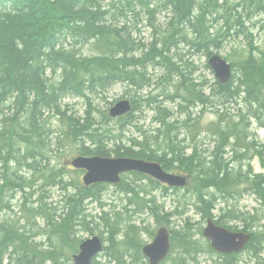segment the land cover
<instances>
[{
	"label": "trees",
	"instance_id": "trees-1",
	"mask_svg": "<svg viewBox=\"0 0 264 264\" xmlns=\"http://www.w3.org/2000/svg\"><path fill=\"white\" fill-rule=\"evenodd\" d=\"M140 14L141 22H153L155 34H152V38L148 36V43L134 36L132 26H128L132 22L131 15L137 20ZM161 16L164 21H168L165 31H161L154 21ZM165 38L173 39L169 47ZM231 40L244 43L247 49L242 60L233 62L237 64H232L231 79L226 83L206 77L199 79L195 75L197 66L194 60L188 59L198 55L197 52L209 58L220 52ZM180 43L186 45V51L180 52ZM193 46L199 47L196 53L193 52ZM187 51L190 55L185 53ZM122 82L136 91V95L131 97L133 109L128 114L111 118L106 110L103 112L94 106L95 97L109 103L106 100L107 91ZM154 87H157V91L153 90ZM147 90L150 91L142 94ZM68 95L86 98L85 104L88 108L80 120L67 111L71 106L65 102ZM148 103L150 106L146 107ZM199 106L201 114L196 113L194 117V111ZM98 110L104 120L100 125L95 120V112ZM144 110L154 113L153 119L158 129L155 127L153 135L143 131L142 126L137 124L138 119L146 117ZM139 111L142 113L136 115ZM209 111L215 114V118L202 126L197 138L190 130L189 120L200 123ZM49 112H55L56 116L61 117L59 119L63 129L62 139L55 150L51 144H47L48 136L52 138L48 131L50 128L46 127L50 122L47 123L45 119ZM263 113L264 0H0V141H5L3 144L0 142V208L10 211L14 207L6 206L10 202L3 199L5 188L14 191L23 188L27 183L25 174L20 171L21 166L32 168L41 177L35 183L32 182L33 187L24 196L22 207H26V212L6 220H1L3 213L0 212V264H4L5 260L9 264H58L64 258L66 249H72L74 253L78 250L80 233L92 232L95 226L100 225V221L112 222L106 217L105 209L98 217L88 212V205L102 198L107 184L96 183L85 187L80 180L81 170L77 169L74 176L65 179L63 167L57 170L55 167L51 168L50 153L67 151V147L62 144L65 139L78 144L77 150L80 149L79 153L82 155L141 158L159 162L167 171L189 175V183L182 188L185 191L179 197L183 199L182 204L167 209L164 203H160L158 210L165 208L156 216L155 221L158 224L169 222L183 213L190 214L192 210L204 217L216 216L217 219L214 220L219 225L249 231V225H254L255 221L260 223L264 218V139L252 127L264 125ZM72 118L75 124L69 122ZM112 120L121 125L111 127L110 130L109 123ZM133 126L142 134L143 140L126 135L125 132ZM180 126L186 128L184 138L179 136ZM158 130L160 131L157 132ZM178 142H182V145ZM197 142H204L206 147L196 148V151L188 155L185 150ZM159 144H162V148ZM199 152L202 154H198ZM255 161L258 162L261 172L256 171ZM128 176H133L136 181L147 178L149 184L134 185L127 180ZM116 186L125 190L131 197L130 204L133 203L139 208L144 204L141 205L142 197L154 191L161 190L166 197L171 196L170 193L182 191L138 172L125 174ZM134 186L136 189L133 191ZM51 188L60 191L57 201L51 194ZM208 190L212 191L209 193ZM216 192L222 198H218ZM195 193L198 195L192 203ZM252 195L259 202V206L252 213L241 215L245 218L247 216V222L241 221L244 226L242 227L233 221L238 219L235 213H240L236 208L246 196ZM152 197L158 201L155 195ZM149 199L147 198L146 203H149ZM197 201L203 206L195 205ZM174 202L175 199L173 204ZM147 208L151 210L148 215L157 210L154 204H146L140 214H145ZM123 209L126 212L130 210L127 206ZM60 213L63 214L60 215L61 223H57V229L53 230L56 242L51 245L46 241L36 243L31 228L37 225L39 217L44 216L46 229L49 230ZM219 213L220 215H216ZM129 224H132L131 230H123V236L130 241H141L147 229L135 221ZM109 227L112 230L109 229L111 234L105 237L107 240L115 233L120 234L114 228H120L121 223L115 220ZM203 230L204 225L200 236L192 240L185 237L186 233L183 234L185 238L179 237V230L171 228V251L163 263L172 260V264H181L179 256L173 253L183 247L189 251L191 246L192 250L198 252L208 245L214 252L210 241L203 236ZM260 230L249 231L251 239L245 250L241 253L222 254L221 263L242 264L245 262V254L248 257L254 256L258 263L263 262L264 245L256 244L257 236H264V228ZM53 231L48 235H53ZM41 232L40 235L47 236L45 230ZM93 234L95 233L92 232L91 235ZM154 234L155 232L149 236L153 237ZM180 239L187 244L181 243ZM144 244L142 242L139 245L140 258H143L140 252ZM103 252L109 255L112 250L104 249Z\"/></svg>",
	"mask_w": 264,
	"mask_h": 264
},
{
	"label": "rangeland",
	"instance_id": "rangeland-1",
	"mask_svg": "<svg viewBox=\"0 0 264 264\" xmlns=\"http://www.w3.org/2000/svg\"><path fill=\"white\" fill-rule=\"evenodd\" d=\"M141 14L137 16V20L135 19H132V22H129L128 23V26H132V28L136 29V28H147V29H153L154 27H152L150 24L151 27L147 26L146 24H148L149 22H151L153 24L152 21H148V22H141L139 20ZM139 17V18H138ZM135 20V21H134ZM135 22V23H134ZM141 22V23H140ZM134 23V24H133ZM134 26V27H133ZM150 35V37L152 38V32L150 30L148 31H144L139 39H142L143 41H145L146 43L149 42V39H148V36ZM140 41V40H139ZM186 45L184 43H180V52L181 51H186ZM140 56L141 53L139 52H135V54H137ZM185 53H189V51L185 52ZM219 54H221L223 57H225L229 62H231L232 64L236 65L237 63H233V62H237V61H240L242 60L245 56H246V53H247V49L244 45V43L240 42V41H228L227 44L224 46L223 49L220 50V52H218ZM184 54V53H182ZM216 54V53H214ZM181 55V54H179ZM196 56V57H195ZM210 58V57H209ZM209 58L206 57L205 54H202V53H199V55H194V56H191L188 60H194V63L195 65L197 66V72H196V76L199 78V79H202L203 77H206L207 79L209 80H213V79H216L215 75H214V71L213 69L210 67V64H209ZM206 63L208 64V66H206ZM198 81V80H197ZM153 90L157 91V87H154ZM150 90H147V91H143L142 94H147ZM132 95H136V91L134 89H131L130 86H128V84L126 83H117L115 84L113 87H111V89L109 90V92L107 93V97H106V100L109 102V103H105L102 98L96 96L95 97V102H94V106H96L99 110H103L104 109V112H105V109L106 111L108 112L109 115L110 114V110L111 108L120 100H122L123 98H128L129 100H131V102L133 101L131 99ZM139 94H137L138 96ZM108 98V99H107ZM99 99V100H98ZM118 100V101H117ZM146 100V99H145ZM85 101H86V98L85 97H77V96H74V97H71V95H68L66 96V99H65V102L66 103H70L71 106L68 107L67 111H69L71 114H73V116H75L78 120H80V117L83 115L84 111L86 108H88L85 104ZM102 101V102H101ZM115 102V103H114ZM105 104V106H104ZM139 106H141V104L139 103ZM150 106V104L148 103L146 107ZM74 109V110H73ZM146 112V110H144ZM198 111V112H197ZM201 111V107H197V109L194 111L195 115L193 114L194 117H196V113H200ZM144 114H146V117H142L140 119H138V125L139 126H142L143 130H146L148 134H150L151 132L153 133L154 129L156 127V125L153 123V115L154 113L152 111H148ZM138 113H142L141 111L139 112H136L135 114L138 115ZM49 114V115H48ZM77 114V115H76ZM81 115V116H79ZM72 116V117H73ZM112 118V116H110ZM149 117V118H148ZM60 117L59 116H56L55 112H49L46 114L45 116V119H46V122H50V125H51V128L55 131L54 133V136L53 137V141H52V138H49L48 136V140L47 142L51 144L52 148L57 149V147L59 146V141L62 139V135L63 134V129H60V127L62 126L61 122H60ZM215 118V114L212 112V111H209L206 113L205 117L202 118V120L200 121V123H195V122H190L191 124V127H190V130L194 133V135L198 138L200 136V131L202 129V126L204 124H207L209 121L213 120ZM55 122H54V120ZM95 120L97 122V125H100L104 120L101 118L100 116V112H96L95 113ZM143 120V121H142ZM186 120V119H184ZM73 122V124H75L73 118L70 119V122ZM144 122V123H143ZM60 123V125H59ZM140 123V124H139ZM153 123V125H152ZM1 125V124H0ZM121 124H118L116 121L112 120L110 121L109 123V126H113L112 128H116V127H119ZM195 125V126H194ZM60 126V127H59ZM152 126V127H150ZM56 127V128H55ZM58 127H59V130H58ZM145 127V128H144ZM150 128V129H149ZM149 129V130H147ZM129 131H126L125 133L129 136L133 135L134 138H139V140H142L141 136L142 134H140L136 128L134 127H130L128 129ZM131 130V131H130ZM133 130V131H132ZM57 132V133H56ZM116 132V131H115ZM60 133V134H59ZM151 133V134H152ZM140 134V135H139ZM48 135V134H46ZM184 136V135H182ZM52 137V135H51ZM60 138V139H59ZM59 140V141H58ZM57 141V142H56ZM53 142V143H52ZM58 144V145H57ZM63 145H65L67 147V151H64V152H55V151H52L50 153V156H51V168H54L57 170L58 168L60 167H63L64 168V172H65V179L66 177H71V176H74L76 170L73 168V167H70L67 165V163L69 162V160L75 158L77 155H79V150H77L78 148V144H75L73 143L71 140L69 139H65L63 142H62ZM199 144H205L204 142H200ZM56 145V146H55ZM54 146V147H53ZM202 147V145L200 146V148ZM205 146H203V148H205ZM58 153V155H57ZM60 154V155H59ZM54 155V157H52ZM94 156H99V157H108V156H100V155H94ZM54 164V165H53ZM1 166V165H0ZM17 167V166H16ZM67 169V170H66ZM20 171H23V173L25 174V176L27 177V183H29L32 175H34V170L32 169H28L26 167V165H23L20 167ZM30 172V173H29ZM31 174V175H30ZM67 174V175H66ZM80 180L83 181V177H82V174H80ZM127 180L130 181L131 183H133L134 185H138V184H142V185H145V184H149V181L147 180V178H142V180L140 181H136L135 178L133 176H128L127 177ZM137 182V183H136ZM120 183V182H119ZM85 186V185H84ZM134 188H136L134 186ZM132 188V189H134ZM120 190V191H119ZM185 189H183L182 191L180 190V192L178 193H170L172 194L171 196H163L162 194V191L159 190V191H154L152 193V195H155L157 196V203H164L166 206V208L168 209H171V207H174L176 208V206H179L182 204L183 202V199H179V197L184 193ZM52 194H53V198L55 197V201H57L58 199V195H59V190L54 188L51 190ZM149 197V195H147V197H143L144 200L143 201H147L146 199L147 198H150L148 200L149 203H146V202H143L141 200V205L142 203H144L142 205L141 208L139 207H136V205L133 203L130 204L129 202V194L123 190V189H120L118 186L116 185H108L107 186V189L105 190V192L103 193L102 195V198L98 201V202H91L89 205H88V212H90L91 214H93V216H96L98 217V215H100L102 213V211H105L106 212V217H109L111 219L112 222L110 223H106V221H100V225H97L95 226V229L92 231L94 232L95 234L91 235L92 232H82L80 233V239L82 240V242L87 239V238H92L94 236H99L101 238V241H102V244H103V247L104 249H110L112 250V252L109 254V255H106L104 252H103V256L100 253L96 254V256H94V258L92 259V264L93 262L95 261V264H118L115 260V257L112 255L113 254V251H115V253L117 251H119L118 254H120L121 252H125V256L127 258V263L125 264H150V261H149V258L147 259L143 253V250L142 252H140L142 255H143V258H140L139 254L137 253L138 252V249H139V243L141 244L142 242H145V244L143 245V247L148 243V242H151L153 240V238L155 237V234H156V231H158L159 228H161L162 226H167L168 228H174L176 230H179L178 234H179V237H183V234L186 233V236L188 238H191L192 237V240H195L197 239L200 234H201V231H202V226L204 225V228L206 226V224L208 223V220L210 218H213V219H217V217L215 216H207L205 215L204 216H201V215H198L196 214L194 211H191L190 214L188 213H183L181 214L179 217H174L172 220H170L169 222H163V223H157L155 221L156 219V216L160 215L162 213V209L161 210H153L152 211V214L150 215H147L151 212V210L149 208H147L145 210V214L141 215V214H138V213H133L131 212V209L128 210V212H126L123 207L127 206L129 208H134V209H141L143 210L146 206V204H150L152 205V200H153V197ZM161 195V196H160ZM254 195L252 196H246L242 202L238 205L237 209L241 212V213H252L254 210V208H257L259 206V202L256 200V198ZM162 199V200H161ZM173 199H175V202L173 204ZM254 201V202H253ZM133 202V201H132ZM195 202V194L193 195V198H192V203ZM247 202V203H246ZM15 205L13 207V210H6L7 212L3 213V218L1 220H6V219H10L12 217H19L21 216L24 212H26V207H22L20 205V195L18 194L15 201H14ZM196 204H199L198 201L195 203ZM200 206H203L202 204H199ZM254 205V206H253ZM80 207V206H79ZM163 207V209L165 208ZM186 208V207H185ZM180 209H182V207H180ZM247 210V211H246ZM130 214L129 216V223H132V222H136L138 225H144L147 229V233L146 235L142 238V240L140 242H132L130 241L129 239L127 240L123 235V230H131V226L132 224H125L123 223V220L125 219V217H127L128 215L127 214ZM62 213H60L59 215L56 216L55 218V221L53 222V225L52 227L49 229V230H46V226H45V218H41L39 217V219L37 220V225L32 227L31 228V233L33 234L34 236V240L36 243H39V240H40V243H43V242H47L48 245H51V244H54L57 240L56 235H54V231L53 230H56L57 229V223H61V219H60V215ZM88 214V213H87ZM204 214V213H203ZM63 215V214H62ZM90 215V214H89ZM137 215V216H136ZM216 215H220L219 214H216ZM118 216V218L116 217ZM133 218V219H132ZM224 219L226 218L225 216L223 217ZM0 220V222H1ZM115 220H119V222L121 223V227H116L114 228L115 230H117L120 234L118 233H115L110 240H107L105 239V237H107L108 235L111 234V230H112V227H109ZM206 220V221H205ZM234 222H237L238 224H240L242 227L243 224L241 221H234ZM263 222H264V218H263ZM262 222V223H263ZM39 223V224H38ZM190 224V225H188ZM264 224V223H263ZM200 227H198V226ZM197 226V227H196ZM40 229H38V228ZM56 227V228H55ZM111 229V230H109ZM199 229V231L197 230ZM37 230V231H36ZM41 230H45V232L47 233V236L49 237H45V235L41 234L40 235V232ZM241 230V229H239ZM33 231V232H32ZM36 231V232H35ZM50 231H53L51 233H53V235H48V233ZM154 236L151 237L149 236L151 233H154ZM199 232V233H198ZM29 234V232L27 233ZM182 235V236H181ZM204 236V234H203ZM124 239H123V238ZM205 237V236H204ZM37 238V240H36ZM43 238V240H42ZM206 239V237H205ZM43 242H42V241ZM125 240V241H124ZM122 241V243H121ZM127 241V242H126ZM130 243H129V242ZM120 242V243H119ZM181 242V240H180ZM117 243V244H116ZM136 245H134V244ZM133 245V246H132ZM113 246H114V249H113ZM115 246H116V249H115ZM118 248V249H117ZM138 248V249H137ZM205 248L208 249V252H205L204 254H202L199 259H198V262L195 263V264H217L219 262V258H221V255L220 253L214 251L212 252L209 248H208V245L205 246ZM131 249V251H130ZM180 249V248H179ZM184 249V248H183ZM183 249H180V251L176 250L173 255H177L179 256L180 260H181V264H187L189 259H190V256L186 255L185 252H183L184 250ZM182 251V252H181ZM77 251H75V253H77ZM133 252L135 253L133 255ZM178 252V253H177ZM130 255H129V254ZM137 253V254H136ZM74 255V250L72 249H66V254L64 256V258H62L61 260L65 262V264H72V261L74 263V260L72 258V256ZM133 255L134 257L132 258ZM139 257H137V256ZM183 256V257H182ZM186 256V257H185ZM118 257V256H117ZM136 257V258H135ZM29 258L31 260V256L29 255ZM245 259V262L242 263V264H254V261H256V258L254 256H252L251 258V255L248 257L247 254L244 255L243 257ZM251 258V259H250ZM182 259L184 261H182ZM214 259V261H213ZM216 259V260H215ZM25 260V259H24ZM109 260V261H108ZM134 260V262H133ZM166 260V259H165ZM188 260V261H187ZM247 260V261H246ZM32 261V260H31ZM145 261V262H144ZM217 261V263H216ZM118 262L120 263V261L118 260ZM165 262V261H163ZM162 262V263H163ZM184 262V263H183ZM161 263V264H162ZM173 261L170 260L168 262H166V264H172ZM4 264H9L8 263V260H5ZM123 264V263H121ZM164 264V263H163ZM220 264V262L218 263Z\"/></svg>",
	"mask_w": 264,
	"mask_h": 264
},
{
	"label": "water",
	"instance_id": "water-1",
	"mask_svg": "<svg viewBox=\"0 0 264 264\" xmlns=\"http://www.w3.org/2000/svg\"><path fill=\"white\" fill-rule=\"evenodd\" d=\"M209 63L214 66L215 76L220 82L226 83L231 79L232 65L221 55L214 54L209 59ZM131 110V100L125 98L111 108L110 114L112 117H117ZM77 166L86 170L83 176L86 185L102 182L116 184L120 182L122 174L130 171L151 175L169 186L186 187L188 184V176L168 172L159 162L133 157H89L87 160L79 161ZM204 236L223 254L242 252L250 241L248 232L231 230L217 224L213 219H210L205 226ZM102 249L101 240L94 243L84 240L80 244L79 252L73 256L75 264H91L92 258ZM170 249V231L167 227H161L153 241L143 247V252L148 256L151 264H159L167 257Z\"/></svg>",
	"mask_w": 264,
	"mask_h": 264
},
{
	"label": "bare ground",
	"instance_id": "bare-ground-1",
	"mask_svg": "<svg viewBox=\"0 0 264 264\" xmlns=\"http://www.w3.org/2000/svg\"><path fill=\"white\" fill-rule=\"evenodd\" d=\"M5 4V3H4ZM145 12V11H144ZM147 14V13H146ZM139 18V17H138ZM5 19V18H4ZM132 19H135V18H133V15H131V21H132ZM136 20V19H135ZM134 20V21H135ZM157 24H158V27L161 29V31H165V30H167V29H165V27L167 28V22L168 21H164L163 20V18H162V16L161 17H159V18H156L155 20H154ZM135 23V22H134ZM133 23V24H134ZM141 23V22H140ZM152 26V23L151 22H149L148 24H146L147 26H149V27H151L150 25ZM174 25V24H173ZM171 26V25H170ZM169 26V27H170ZM134 27V26H133ZM135 27H137V26H135ZM134 27V28H135ZM133 28V33H134V36H138V38L140 37V35L144 32V31H148V30H150L151 32H152V34H155L154 33V30L152 29H147V28H136V29H134ZM175 29V28H174ZM177 29V28H176ZM171 31V30H170ZM172 32V31H171ZM164 33V32H163ZM179 33V32H178ZM172 34V33H171ZM3 36V35H2ZM171 36V35H170ZM169 37V36H168ZM167 38V37H166ZM165 38V39H166ZM167 40V41H166ZM165 41H166V43H167V46L169 47L171 44H172V41H173V39H166ZM161 41V40H160ZM164 41V40H163ZM201 43H202V41H200ZM95 43V42H94ZM98 43V42H97ZM85 44V43H84ZM95 45H97V44H95ZM163 45V44H162ZM159 46H160V42H159ZM204 46V45H203ZM91 47V46H90ZM97 47H98V45H97ZM164 47V46H163ZM194 47V49H195V51H193L194 53H196V51L197 50H199V47L198 46H193ZM78 48V47H77ZM161 49L162 48H160V51H161ZM166 49V48H165ZM165 51V50H164ZM162 53V52H161ZM199 53H201V52H197V54L199 55ZM138 54V53H137ZM163 55H164V53H163ZM189 55H190V53H189ZM214 55V54H213ZM213 55H211L210 56V58L213 56ZM196 57V56H195ZM209 58V59H210ZM210 64V63H209ZM210 67L213 69V71H214V66L213 65H210ZM147 69V68H146ZM154 69V68H153ZM147 72V71H146ZM152 73V72H151ZM196 78V77H195ZM149 79V78H148ZM240 80V79H239ZM154 82V81H153ZM198 83V82H197ZM211 83V82H210ZM212 84V83H211ZM205 86V85H204ZM209 86V85H208ZM233 86V85H232ZM211 87V86H210ZM136 88V87H135ZM202 88V87H201ZM215 89V88H214ZM202 90H204V89H202ZM216 90V89H215ZM107 92H109V91H107ZM154 92V91H153ZM218 95V94H217ZM105 96V95H104ZM133 96V95H132ZM260 97V96H259ZM108 99V98H107ZM152 99V98H151ZM261 99V98H260ZM99 100V99H98ZM103 100V99H102ZM139 100V99H138ZM142 100V99H141ZM211 100V99H210ZM212 100H213V98H212ZM219 100H221V99H219ZM218 100V101H219ZM49 101V100H48ZM118 101V100H117ZM156 101V100H155ZM263 100L261 99V102H262ZM87 102V101H86ZM102 102V101H101ZM210 102V101H209ZM255 102V101H254ZM115 103V102H114ZM145 103V102H144ZM213 103V102H212ZM214 104V103H213ZM216 104V103H215ZM254 104V103H253ZM256 104V103H255ZM116 105V104H115ZM252 105V104H251ZM17 106V105H16ZM104 106H105V104H104ZM224 106H225V104H224ZM230 106V105H229ZM253 106V105H252ZM260 106V105H259ZM33 107V106H32ZM217 107H218V105H217ZM222 107V106H221ZM258 107V106H257ZM256 107V108H257ZM22 108V107H21ZM247 108V107H246ZM183 109V108H182ZM224 109V108H223ZM237 109V108H236ZM261 109V108H260ZM36 110V109H35ZM74 110V109H73ZM106 110V109H105ZM176 110V109H175ZM178 110V109H177ZM186 110V109H185ZM222 110V109H221ZM246 110V109H245ZM32 111V110H31ZM38 111H40V110H38ZM99 111V110H98ZM108 111V110H107ZM164 111V110H163ZM253 111V110H252ZM251 111V112H252ZM263 111V110H262ZM19 112V111H18ZM30 112V111H29ZM34 112V111H33ZM103 112H104V109H103ZM198 112V111H197ZM255 112V111H254ZM96 113V112H95ZM146 113V112H145ZM189 113V112H188ZM187 113V114H188ZM247 113H249V112H247ZM13 114V113H12ZM23 114V113H22ZM139 114V113H138ZM147 114V113H146ZM250 114V113H249ZM252 114V113H251ZM264 114V113H263ZM27 115V114H26ZM30 115H31V113H30ZM49 115V114H48ZM77 115V114H76ZM109 115V114H108ZM162 115V114H161ZM182 115V114H181ZM194 115H195V113H194ZM248 115V114H247ZM259 115V114H258ZM79 116H81V115H79ZM111 116V115H110ZM146 116V115H145ZM155 116H158V115H155ZM184 116V115H183ZM189 116V115H188ZM187 116V117H188ZM252 116V115H251ZM254 116V115H253ZM261 116V115H260ZM40 117V116H39ZM137 117V116H136ZM170 117V116H169ZM178 117V116H177ZM27 118H29V114H28V117ZM38 118V117H37ZM61 118V117H60ZM66 118H68V117H66ZM78 118V117H77ZM81 118V117H80ZM149 118V117H148ZM23 119V118H22ZM33 119V118H32ZM178 119H180V117L178 118ZM254 119V118H253ZM1 120V119H0ZM54 120V119H53ZM152 120H153V123L155 124V122H154V119L152 118ZM172 120V119H171ZM8 121V120H7ZM26 121V120H25ZM121 121V120H120ZM135 121V120H134ZM143 121V120H142ZM166 121H168V119L166 120ZM190 122L192 121V120H189ZM260 121V120H259ZM264 121V120H263ZM54 122H55V120H54ZM70 122V121H69ZM75 122V121H74ZM132 122V121H131ZM171 122V121H170ZM193 122V121H192ZM241 122V121H240ZM5 123V122H4ZM71 123L73 124V122L71 121ZM70 123V124H71ZM81 123V122H80ZM138 123V122H137ZM144 123V122H143ZM153 123H152V125H153ZM164 123H165V121H164ZM180 123V122H179ZM262 123V122H261ZM6 124V123H5ZM71 124V125H72ZM134 124V123H133ZM140 124V123H139ZM158 124V123H157ZM173 124V123H172ZM183 124V123H182ZM263 124H264V122H263ZM59 125H60V123H59ZM125 125V124H124ZM135 125H137V124H135ZM178 125V124H177ZM3 126V125H2ZM76 126V125H75ZM169 126V125H168ZM195 126V125H194ZM256 125H253L252 127H254L253 129L254 130H258L257 132H258V134H259V136H260V138H262V139H264V125L263 126H256ZM18 127V126H17ZM23 127H25V125H23ZM26 127H29V126H26ZM47 128H50V129H48V131L50 132V134L52 135V138L53 137H55L54 136V133H55V131L51 128V125L49 124V126H46ZM60 127V126H59ZM59 127H58V130H59ZM111 127H113V126H111ZM111 127H110V130H111ZM134 127V126H133ZM150 127H152V126H150ZM165 127V126H164ZM181 127V128H180ZM179 128H180V131H181V133L179 134V136H182V135H184L183 136V138L186 136L185 135V131H186V128L184 127V126H180ZM3 128V127H2ZM56 128V127H55ZM108 128V127H107ZM135 128V127H134ZM139 128V127H138ZM141 128V127H140ZM139 128V129H140ZM145 128V127H144ZM157 128V127H156ZM189 128V127H188ZM6 128H4V130H5ZM20 129V128H19ZM29 129V128H28ZM32 129V128H31ZM60 129H61V127H60ZM126 129V128H125ZM143 129V128H142ZM150 129V128H149ZM149 129H147V130H149ZM153 129H155V128H153ZM158 129V128H157ZM167 129V128H166ZM251 129V128H250ZM7 130V129H6ZM12 130V129H11ZM10 130V131H11ZM18 130V129H17ZM33 130V129H32ZM31 130V131H32ZM124 130V129H123ZM188 130V129H187ZM103 131H105V130H103ZM129 131V130H128ZM131 131V130H130ZM133 131V130H132ZM144 131V130H143ZM160 130H158L157 132H159ZM163 131V130H162ZM168 131V130H167ZM12 132H13V130H12ZM63 132V131H62ZM67 132V131H66ZM83 132V131H82ZM89 132V131H88ZM123 132V131H122ZM156 132V131H155ZM166 132V131H165ZM175 132H177V130H175ZM253 132V131H252ZM57 133V132H56ZM68 133V132H67ZM120 133V132H119ZM152 133V132H151ZM150 133V134H151ZM162 133V132H161ZM188 133V132H187ZM31 135H32V133H30ZM29 134V135H30ZM60 134V133H59ZM114 134V133H113ZM141 134V133H140ZM139 134V135H140ZM158 134V133H157ZM165 134V133H164ZM166 134H168V133H166ZM171 134H172V132H171ZM171 134H170V136H171ZM178 134V133H177ZM176 134V135H177ZM189 134V133H188ZM187 134V135H188ZM207 134V133H206ZM12 135V134H11ZM28 135V136H29ZM127 135V134H126ZM144 135V134H143ZM147 135V134H146ZM153 135V134H152ZM151 135V136H152ZM155 135V134H154ZM161 135V134H160ZM160 135H158V136H160ZM10 136V135H9ZM23 136H24V134H23ZM156 136V135H155ZM164 136V135H163ZM166 136V135H165ZM5 137H7V135L5 136ZM51 137V136H50ZM80 137V136H79ZM79 137H77L78 139H79ZM119 137V136H118ZM149 137V136H148ZM153 137V136H152ZM173 137V136H172ZM194 137V136H193ZM3 138V137H2ZM75 138V137H74ZM121 138V137H120ZM141 138H142V136H141ZM163 138V137H162ZM169 138H171V137H169ZM174 138V137H173ZM190 138V137H189ZM35 139V138H34ZM42 139V138H41ZM44 139V138H43ZM60 139V138H59ZM124 139V138H123ZM134 139V138H133ZM137 139V138H136ZM145 139V138H144ZM152 139H154V137L152 138ZM164 139V138H163ZM179 139V138H178ZM188 139V138H187ZM194 139V138H193ZM33 140V139H32ZM31 140V141H32ZM36 140H38V139H36ZM39 140H40V138H39ZM142 140H143V138H142ZM155 140V139H154ZM158 140H160V139H158ZM157 140V141H158ZM167 140V139H166ZM169 140V139H168ZM171 140H172V138H171ZM174 140V139H173ZM172 140V141H173ZM189 140V139H188ZM12 141V140H11ZM52 141H53V139H52ZM59 141V140H58ZM105 141V140H104ZM146 141V140H145ZM1 142V141H0ZM5 142V141H4ZM4 142H1L2 144L4 143ZM40 142V141H39ZM57 142V141H56ZM60 142V141H59ZM63 142V141H62ZM77 142V141H76ZM80 142V141H79ZM98 142V141H97ZM129 142H130V140H129ZM132 142V141H131ZM142 142V141H141ZM148 142V141H147ZM152 142V141H151ZM163 142V141H162ZM166 142H168L169 143V141H166ZM174 142H175V140H174ZM174 142H173V144H174ZM177 142V141H176ZM175 142V143H176ZM195 142V141H194ZM24 143V142H23ZM41 143V142H40ZM38 144L39 146L41 145V144ZM53 143V142H52ZM154 143V142H153ZM156 143V142H155ZM160 143V142H159ZM167 143V144H168ZM179 143V142H178ZM180 143H182V142H180ZM179 143V144H180ZM184 143V142H183ZM200 142H197V143H194V144H192L191 146H189L188 148H187V150H185L186 152H187V154L188 153H191L192 151H194L196 148H198V149H204L203 148V146H205V144H199ZM47 144H48V142H47ZM50 144V143H49ZM89 144V143H88ZM108 144V143H107ZM134 144V143H133ZM143 144H144V142H143ZM146 144V143H145ZM150 143H148V145H149ZM152 144V143H151ZM163 144V143H162ZM162 144H159V145H161V148H162ZM170 144H172V142L170 143ZM44 145V144H43ZM42 145V146H43ZM58 145V144H57ZM87 145V144H86ZM153 145V144H152ZM158 145V146H159ZM180 145H182V144H180ZM179 145V146H180ZM188 145V144H187ZM202 145V147L200 148V146ZM47 146V145H46ZM45 146V147H46ZM56 146V145H55ZM85 146V145H84ZM155 146V145H154ZM171 146V145H170ZM11 147V146H10ZM25 147V146H24ZM51 147V146H50ZM54 147V146H53ZM47 148H49L48 146H47ZM147 148H149V147H147ZM153 150H155V148H153V147H151ZM150 148V149H151ZM184 148V147H183ZM210 148V147H209ZM213 148V147H212ZM40 150H41V147L39 148ZM50 149V148H49ZM48 149V150H49ZM54 149V148H53ZM96 149V148H95ZM35 150H36V148H35ZM35 150H33L34 152H35ZM38 150V149H37ZM51 150V149H50ZM241 150V149H240ZM43 151V150H42ZM139 151V150H138ZM152 151V150H151ZM169 151V150H168ZM184 151V150H183ZM184 151V152H185ZM196 151V150H195ZM200 151V150H199ZM48 152V151H47ZM198 152V151H197ZM23 153V152H22ZM195 153V152H194ZM201 152H199L198 154H200ZM34 154V153H33ZM42 154H44V153H42ZM49 154V153H48ZM150 154V153H149ZM158 154H160L159 152H158ZM161 154H162V152H161ZM202 154V153H201ZM13 155V154H12ZM14 155H15V153H14ZM13 155V156H14ZM57 155H58V153H57ZM60 155V154H59ZM189 155V154H188ZM242 155V154H241ZM196 156V155H195ZM230 156V155H229ZM232 156V155H231ZM243 156V155H242ZM245 156V155H244ZM51 157V156H50ZM89 157H96V156H86V155H82V154H79V155H77L75 158H73V159H71V160H69V162L67 163V165L68 166H70V167H73L75 170H77V168H78V166H77V163L79 162V161H82V160H87ZM125 157H129V156H125ZM40 158V157H39ZM49 158V157H48ZM37 159V158H36ZM50 159V158H49ZM207 159V158H206ZM210 160V159H209ZM46 161V160H45ZM240 161V160H239ZM30 162V161H29ZM47 162V161H46ZM43 163V162H42ZM37 164V163H36ZM50 164V163H49ZM54 165V164H53ZM226 165V164H225ZM251 165V164H250ZM44 166V165H43ZM208 166V165H207ZM245 166V165H244ZM50 167V166H49ZM206 167V166H205ZM38 168V167H37ZM15 169V168H14ZM32 169V168H31ZM53 169V168H52ZM33 170V169H32ZM67 170V169H66ZM248 170V169H247ZM239 171H240V169H239ZM41 172V171H40ZM19 173V172H18ZM30 173V172H29ZM210 173V172H209ZM223 173V172H222ZM243 173V172H242ZM31 175V174H30ZM67 175V174H66ZM218 175V174H217ZM20 176V175H19ZM59 176V175H58ZM214 176H216V175H214ZM28 177V176H27ZM26 177V178H27ZM31 177V179H30V181H29V183H25L24 185H23V188H21V189H15L14 191H10V189L9 190H7L8 188H5V190H4V192L2 193L3 194V199H6V200H8V203H9V205H6V206H13V205H15V203H14V201H15V199H16V197H17V195L19 194L20 195V205L22 206L24 203H23V201H24V196L26 197L28 194H27V191L28 190H30V187L33 185L32 184V182H34V181H36V180H39L41 177H40V175H38V173H35L34 175H32V176H30ZM67 178V177H66ZM213 178V177H212ZM240 178V177H239ZM49 180V179H48ZM74 181V180H73ZM48 182V181H47ZM72 182V181H71ZM83 182H84V179H83ZM130 182V181H129ZM35 183V182H34ZM44 183V182H43ZM137 183V182H136ZM207 184H208V182H207ZM51 185V184H50ZM84 185H85V187H89V186H91L92 184H90V185H86L85 184V182H84ZM47 186V185H46ZM53 186V185H52ZM167 186V185H166ZM33 187V186H32ZM68 187V186H67ZM107 187V186H106ZM136 187V186H135ZM215 187V186H214ZM38 188V187H37ZM134 188V187H133ZM209 188V187H208ZM252 188V187H251ZM32 189V188H31ZM43 189V188H42ZM52 189V188H51ZM57 189V188H56ZM134 189H136V188H134ZM202 189V188H201ZM207 189V188H206ZM205 189V190H206ZM212 189V188H211ZM34 190V189H33ZM133 190V189H132ZM159 190V189H158ZM183 190V189H182ZM214 190H216V189H214ZM35 191V190H34ZM33 191V192H34ZM38 191V190H37ZM120 191V190H119ZM134 191V190H133ZM153 191V190H152ZM152 191H151V193H152ZM209 191V190H208ZM210 191H212V190H210ZM210 191H209V193H210ZM30 192V191H29ZM203 192H204V189H203ZM46 193V192H45ZM69 193V192H68ZM138 193V192H137ZM140 193V192H139ZM150 193V192H149ZM202 193V192H201ZM206 193V192H205ZM232 193V192H231ZM1 194V195H2ZM52 194V193H51ZM33 195V194H32ZM39 195V194H38ZM49 195V194H48ZM139 195V194H138ZM151 195L152 194H149V197H151ZM197 195L198 194H196L195 193V199H196V197H197ZM205 195V194H204ZM213 195V194H212ZM218 198H222V196H220L219 195V193L218 192H216V194H215ZM234 195V194H233ZM66 196V195H65ZM81 196V195H80ZM134 196V195H133ZM161 196V195H160ZM44 197V196H43ZM43 197H41L42 199H43ZM74 197V196H73ZM147 197V196H146ZM145 197V198H146ZM157 197V196H156ZM211 197V196H210ZM0 198H1V196H0ZM39 198V197H38ZM40 198V199H41ZM45 198V197H44ZM131 198V197H130ZM132 198H135V197H132ZM143 198V197H142ZM141 198V199H142ZM159 199V198H158ZM209 199V198H208ZM255 199V198H254ZM6 200H4V201H6ZM33 200V199H32ZM136 200V199H135ZM143 200H144V198H143ZM142 200V201H143ZM147 200V199H146ZM162 200V199H161ZM233 200V199H232ZM131 201V200H130ZM138 201H140V200H138ZM231 201V200H230ZM52 202V201H51ZM132 202V201H131ZM134 202V201H133ZM143 202H146V201H143ZM254 202V201H253ZM4 203V202H3ZM44 203V202H43ZM76 203V202H75ZM138 203V202H137ZM247 203V202H246ZM67 204V203H66ZM143 204V203H142ZM152 204H154V206L156 207V209L158 210V208H159V203H157V200H155L154 198H153V200H152ZM40 205V204H39ZM43 205V204H42ZM41 205V206H42ZM46 205V204H45ZM134 205V204H133ZM138 205H139V203H138ZM3 206H4V204H3ZM77 206L79 207V204H77ZM190 206L192 207L193 206V204L191 203L190 204ZM254 206V205H253ZM43 207V206H42ZM41 207V208H42ZM47 207V206H46ZM46 207H44V208H46ZM139 207V206H138ZM234 207V206H233ZM29 208V207H28ZM30 208H32V207H30ZM35 208H37V207H35ZM49 208V207H48ZM75 208V207H74ZM131 209V212H133V213H138V214H140V212H141V209H132V208H130ZM162 210H163V208H161ZM161 209H159V210H161ZM237 209V208H236ZM235 209V210H236ZM36 210V209H35ZM43 210V209H42ZM46 210V209H45ZM48 210V209H47ZM126 210V209H125ZM128 210V209H127ZM158 210V211H159ZM233 210V209H232ZM238 210V209H237ZM236 210V211H237ZM40 211V210H39ZM192 211V210H191ZM231 211V210H230ZM229 211V212H230ZM234 211V210H233ZM239 211V210H238ZM247 211V210H246ZM0 212H2V213H5V212H7L6 211V209L5 208H0ZM232 212V211H231ZM240 212V211H239ZM42 213V212H41ZM130 214L131 213H129V214H127L128 216L127 217H125V219H124V223L125 224H127V223H129V216H130ZM226 214V213H225ZM247 215V214H244V213H235V215L236 216H238L237 218L238 219H233V221H242V222H247V216H246V218L244 217V216H241V215ZM228 215V214H227ZM230 215H231V213H230ZM233 215H234V213H233ZM258 215H261V214H258ZM257 215V216H258ZM264 215V214H263ZM39 216V215H38ZM137 216V215H136ZM257 216H256V218H257ZM41 218H44V216L43 215H41L40 216ZM213 217V216H212ZM255 217V216H254ZM35 218V217H34ZM133 219V218H132ZM210 219H213V218H210ZM209 219V220H210ZM208 220V221H209ZM214 220V219H213ZM249 221H251L252 220V218L251 219H248ZM255 220V219H254ZM206 221V220H205ZM215 221V220H214ZM248 221V222H249ZM258 222V221H257ZM263 222V219L261 220V222L260 223H256V221L254 222V225H249V227H247L248 228V230L250 231V232H252V231H257V230H260V229H262V228H264V222ZM231 223V222H230ZM249 223H251V222H249ZM39 224V223H38ZM53 225V224H52ZM207 225V224H206ZM198 226V225H197ZM196 226V227H197ZM198 227H200V226H198ZM38 228V227H37ZM56 228V227H55ZM142 228H146L144 225L142 226ZM33 229V228H32ZM39 229V228H38ZM160 229V228H159ZM159 229H158V231H159ZM171 229V228H170ZM177 229V228H176ZM40 230V229H39ZM47 230V229H46ZM198 231H199V229H197ZM37 231V230H36ZM35 231V232H36ZM42 231V230H41ZM204 231V230H203ZM239 231H243L242 229L241 230H239ZM249 231H244V232H248L249 234H250V239H251V233L249 232ZM260 231H262V230H260ZM33 232V231H32ZM42 233V232H41ZM199 233V232H198ZM258 233V232H257ZM32 234V233H31ZM51 234H53V233H51ZM156 234H157V231H156ZM156 234H155V236H156ZM263 234V233H262ZM262 234H260V235H262ZM50 235V234H49ZM182 236V235H181ZM48 237V236H47ZM184 237V236H183ZM185 237H187V236H185ZM184 237V238H185ZM49 238V237H48ZM124 239V238H123ZM190 239H192V237L190 238ZM34 240V239H33ZM36 240H37V238H36ZM42 240H43V238H42ZM41 240V241H42ZM86 240V239H85ZM87 240H89V241H91L92 243H94V242H96V241H98V240H101V238L99 237V236H94V237H92V238H87ZM173 240V239H172ZM171 240V241H172ZM181 240V239H180ZM125 241V240H124ZM188 241V240H187ZM39 242H40V240H39ZM43 242V241H42ZM102 242V241H101ZM127 242V241H126ZM129 242V241H128ZM132 242H140L138 239L137 240H135V241H132ZM189 242H191V241H189ZM188 242V243H189ZM250 242V241H249ZM248 242V243H249ZM120 243V242H119ZM121 243H122V241H121ZM130 243V242H129ZM181 243H183L184 245L185 244H187L184 240H181ZM198 243V242H197ZM255 243V242H254ZM264 243V236H257V238H256V244L257 245H264L263 244ZM117 244V243H116ZM132 244H134V243H132ZM148 244V243H147ZM146 244V245H147ZM175 244V243H174ZM182 244V245H183ZM134 245H136V244H134ZM138 245H140V243L138 244ZM181 245V244H180ZM191 245V244H190ZM194 245V244H193ZM197 245H200V244H197ZM201 245H204L203 243L201 244ZM4 246V245H3ZM133 246V245H132ZM189 246V245H188ZM188 246H186L187 247V249H188ZM212 246V245H211ZM202 247H204V246H202ZM258 247V246H257ZM4 248V247H3ZM175 248V247H174ZM184 248V247H183ZM212 248H213V250L214 251H216V252H218V253H220V254H222V252L221 251H219L218 249H216L214 246H212ZM261 248V247H260ZM13 249V248H12ZM15 249V248H14ZM20 249V248H19ZM113 249H114V246H113ZM115 249H116V246H115ZM118 249V248H117ZM138 249V248H137ZM186 249V248H185ZM184 249V250H185ZM17 251H18V249H17ZM16 251V252H17ZM130 251H131V249H130ZM178 251H180V249H178ZM26 252V251H25ZM182 252V251H181ZM184 252V251H183ZM188 252H190V253H188ZM205 252H208V249L207 248H201L200 249V251H198V252H195L194 250H192L191 249V246L189 247V251L188 250H185V254L186 255H188V256H190V259H189V261H188V263L187 264H195V263H197L198 262V259H199V257L202 255V254H204ZM254 252V251H253ZM119 253V251H117L116 253H115V251H113V256L115 257V260H116V262L118 263V264H121V263H123V264H125V263H127V261L129 260H127V258H126V254H125V252H121L120 254H118ZM138 253V252H137ZM136 253V254H137ZM144 253V252H143ZM178 253V252H177ZM129 254V253H128ZM135 253L133 252V255H134ZM252 254V253H251ZM130 255V254H129ZM133 255H131L132 256V258L134 257ZM142 255V254H141ZM145 255V257L147 256L146 254H144ZM243 255V254H242ZM74 256V255H73ZM73 256H72V258H73ZM96 256V255H95ZM118 256V257H117ZM137 256V255H136ZM18 257V256H17ZM138 257V256H137ZM148 257V256H147ZM146 257V258H147ZM168 257V256H167ZM167 257L165 258V259H167ZM183 257V256H182ZM186 257V256H185ZM94 258V257H93ZM92 258V259H93ZM136 258V257H135ZM139 258V257H138ZM251 258H252V255H251ZM250 258V259H251ZM148 259V258H147ZM165 259L164 260H162L159 264H161L163 261H165ZM73 260H74V258H73ZM118 260L120 261V263L118 262ZM216 260V259H215ZM109 261V260H108ZM130 261V260H129ZM149 261H150V259H149ZM178 261V260H177ZM182 261H184L183 259H182ZM213 261H214V259H213ZM58 262H60V263H58V264H65V262L64 261H62V260H59ZM134 262V261H133ZM145 262V261H144ZM180 262H181V260H180ZM179 262V263H180ZM219 262H220V264H222L221 262V258L219 259ZM218 262V263H219ZM223 262H224V260H223ZM34 263V262H33ZM184 263V262H183ZM216 263H217V261H216ZM217 263V264H218ZM74 264H75V262H74ZM91 264H92V261H91ZM130 264V263H129ZM134 264V263H133ZM143 264H145V263H143ZM151 264V263H150ZM174 264H176V263H174ZM254 264H264V261L263 262H260V263H258L257 262V260L254 262Z\"/></svg>",
	"mask_w": 264,
	"mask_h": 264
},
{
	"label": "flooded vegetation",
	"instance_id": "flooded-vegetation-1",
	"mask_svg": "<svg viewBox=\"0 0 264 264\" xmlns=\"http://www.w3.org/2000/svg\"><path fill=\"white\" fill-rule=\"evenodd\" d=\"M148 215V214H147Z\"/></svg>",
	"mask_w": 264,
	"mask_h": 264
}]
</instances>
